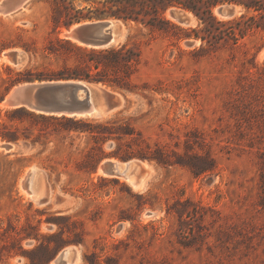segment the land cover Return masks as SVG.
I'll list each match as a JSON object with an SVG mask.
<instances>
[{"label": "rangeland", "instance_id": "1", "mask_svg": "<svg viewBox=\"0 0 264 264\" xmlns=\"http://www.w3.org/2000/svg\"><path fill=\"white\" fill-rule=\"evenodd\" d=\"M51 3L28 0L0 12L1 122L10 109L4 100L27 84L8 80L49 67L42 52L52 37ZM195 24L189 17L186 25ZM122 27L113 46L126 41ZM199 45L179 43V58L167 41L142 44L133 93L91 84L99 113L88 119L128 124L143 147L160 149L171 163L130 158L141 161L131 182L100 171L130 159L106 157L88 174L79 169L93 141H63L45 122L11 116L22 122L8 128L16 144L0 140L14 145L0 150V264H54L65 249L74 251L73 264H264V37L189 54ZM13 52L24 55L21 64L7 60ZM115 149L114 141L100 145L103 154ZM30 169L36 176L27 194L20 181Z\"/></svg>", "mask_w": 264, "mask_h": 264}, {"label": "trees", "instance_id": "2", "mask_svg": "<svg viewBox=\"0 0 264 264\" xmlns=\"http://www.w3.org/2000/svg\"><path fill=\"white\" fill-rule=\"evenodd\" d=\"M221 6H231L236 13L232 17L221 18L215 13ZM174 10L194 19L195 26L182 25L173 20L169 13ZM49 16L52 37L42 52V58L49 61V67L36 72L23 70L18 73V78L8 80L10 87L19 83L84 81L133 93L131 79L139 72L143 62L141 46L149 44L152 39L167 41L169 46L177 49V53L172 52L171 55L180 58L185 54L178 46L181 42L199 41L198 49L189 52L196 57L223 45L238 47L255 35L264 37V0H52ZM108 19L127 27L123 44L102 49L89 48L58 36L63 29ZM138 36L145 40L137 39ZM6 70L11 71L9 67ZM3 112L8 118L7 121H0V128L3 129L0 130V140L4 142L16 144L19 140L15 132L8 130L16 120L22 122L21 119L11 118L13 115L45 122L44 126L61 136L63 141L68 137L71 141L74 137H83L87 143L93 141L97 146L91 148L93 152H86L82 161L84 167L79 169L88 174L96 173L97 165L106 157L121 160L137 158L163 167L171 166L160 149L151 151L149 146L143 147L134 129L116 118L101 122L45 115L24 107ZM34 126L37 124L34 123ZM126 139L136 148L133 144L124 146L121 142ZM108 141L116 142V149L111 154H103L100 145ZM99 180L104 179L101 177ZM37 249L39 247L24 254L31 255ZM29 260V264H40Z\"/></svg>", "mask_w": 264, "mask_h": 264}, {"label": "water", "instance_id": "3", "mask_svg": "<svg viewBox=\"0 0 264 264\" xmlns=\"http://www.w3.org/2000/svg\"><path fill=\"white\" fill-rule=\"evenodd\" d=\"M28 0H4L0 5V12L5 14L14 13L19 10ZM216 15L221 18L232 17L236 9L231 6H221L215 10ZM169 16L179 24L186 25L189 17L182 11H171ZM115 20H100L93 23L79 24L70 32L71 38L81 45L92 48H109L122 34V27ZM121 24V23H120ZM123 25V24H121ZM69 30V29H68ZM69 39V38H68ZM13 65H19L24 61V55L13 52L7 55ZM89 83L76 82H42L27 83L12 90L4 103L9 107H24L36 113L45 115L68 116L74 118L88 119L95 114L96 105L90 99ZM110 106H116L117 100L112 96H106ZM97 109V108H96ZM13 144H2L0 150L6 153L13 151ZM132 162H141L134 159L122 161L125 167L117 163L106 162L102 165L103 174L108 177L125 178ZM136 173L132 169L130 174ZM29 173L24 177V183ZM75 253L73 250H63L54 260V264H73Z\"/></svg>", "mask_w": 264, "mask_h": 264}, {"label": "bare ground", "instance_id": "4", "mask_svg": "<svg viewBox=\"0 0 264 264\" xmlns=\"http://www.w3.org/2000/svg\"><path fill=\"white\" fill-rule=\"evenodd\" d=\"M2 13V12H1ZM3 14H5V13H2V15ZM121 27H122V25L120 24V23H118ZM75 27H77V25H75V26H73L72 28H75ZM122 31L124 32V28L122 27ZM63 37H66V38H69L70 40H72V41H74V42H76L73 38H71V36H70V33H68V32H64V34L62 35ZM124 35H123V33L121 34V36L115 41V43L114 44H116L122 37H123ZM78 43V42H77ZM9 55V54H8ZM7 58V60H9L10 61V59H9V57L7 56L6 57ZM11 62V61H10ZM89 89H90V99H91V101H92V103H93V105L96 103L95 102V99H94V96H93V91H92V89H91V85H89ZM10 96V95H9ZM9 96L6 98V99H8L9 98ZM2 106L3 107H8V108H12V107H9L7 104H5V103H3L2 104ZM95 110V115H97L98 113H99V110L98 109H96V108H94ZM94 115V116H95ZM0 145H2V144H0ZM112 163H117V164H119L121 167H125V164L124 163H120V162H112ZM129 166H130V169H128L127 170V172H126V177L125 178H122V179H124V180H126V181H128V182H131V179H130V177L132 176V174H130L131 173V171H132V169H136V171H137V169L138 168H140V163L139 162H132V163H130L129 164ZM101 167L102 166H100V171H101V173L103 174V172H102V170H101ZM26 173H29V176H28V179H27V181H26V183H24V177L25 176H23V178L21 179V181H20V187L22 188V189H25L26 191H27V194L28 193H30V187L31 186H33V181H34V177L36 176V171L35 170H33V169H30V170H28V171H26ZM26 173H25V175H26ZM104 176H106L105 174H103ZM108 177V176H107ZM133 177V176H132ZM135 178V177H134ZM136 179V178H135ZM136 181H137V179H136ZM31 191H32V188H31Z\"/></svg>", "mask_w": 264, "mask_h": 264}, {"label": "flooded vegetation", "instance_id": "5", "mask_svg": "<svg viewBox=\"0 0 264 264\" xmlns=\"http://www.w3.org/2000/svg\"><path fill=\"white\" fill-rule=\"evenodd\" d=\"M31 188H32V186L30 187V193H31Z\"/></svg>", "mask_w": 264, "mask_h": 264}]
</instances>
